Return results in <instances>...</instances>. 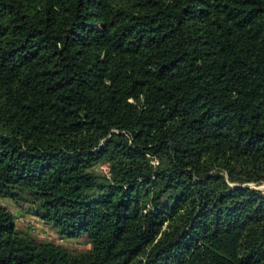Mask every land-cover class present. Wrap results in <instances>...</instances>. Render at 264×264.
Returning <instances> with one entry per match:
<instances>
[{"label":"trees","instance_id":"obj_1","mask_svg":"<svg viewBox=\"0 0 264 264\" xmlns=\"http://www.w3.org/2000/svg\"><path fill=\"white\" fill-rule=\"evenodd\" d=\"M105 167V168H104ZM264 0H0V264H264Z\"/></svg>","mask_w":264,"mask_h":264},{"label":"rangeland","instance_id":"obj_2","mask_svg":"<svg viewBox=\"0 0 264 264\" xmlns=\"http://www.w3.org/2000/svg\"><path fill=\"white\" fill-rule=\"evenodd\" d=\"M251 185L264 189V182L260 184L252 183ZM0 204L6 206L14 213L18 229L23 230L37 240L58 243L71 251H79L90 246L86 235L77 237L62 236L53 225L40 219L37 215L32 213L22 215L20 210H23L9 198H0Z\"/></svg>","mask_w":264,"mask_h":264}]
</instances>
